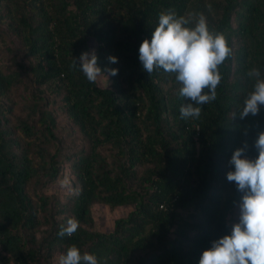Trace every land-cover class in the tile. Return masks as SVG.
I'll list each match as a JSON object with an SVG mask.
<instances>
[{
	"label": "trees",
	"instance_id": "16d2710c",
	"mask_svg": "<svg viewBox=\"0 0 264 264\" xmlns=\"http://www.w3.org/2000/svg\"><path fill=\"white\" fill-rule=\"evenodd\" d=\"M169 9L204 15L232 49L198 119L180 118L175 74L138 58ZM92 50L119 70L108 88L79 68ZM251 68L264 79V0H0V264H54L73 244L99 264H199L236 223L233 152L258 156L264 105L241 118ZM65 167L71 191L44 193ZM95 205L132 210L104 233Z\"/></svg>",
	"mask_w": 264,
	"mask_h": 264
},
{
	"label": "clouds",
	"instance_id": "9594fccd",
	"mask_svg": "<svg viewBox=\"0 0 264 264\" xmlns=\"http://www.w3.org/2000/svg\"><path fill=\"white\" fill-rule=\"evenodd\" d=\"M231 55L226 35L210 28L204 15L178 16L169 9L159 14L151 39L146 38L140 44L138 58L150 75L158 69L175 74L176 81L182 85L179 96L191 101L180 107V118L187 120L198 119L200 106L216 100L223 79L218 66ZM108 60L118 63L116 56H109ZM73 66H77L74 58ZM79 68L90 83L107 76L106 73L115 76L119 71L98 66L95 50L81 53ZM247 75L257 79L245 100L241 118L249 113L257 114L259 106L264 105V79H259L260 70L251 68ZM255 147L258 150L255 159L245 157L243 148L236 149L231 156L229 163L233 170L227 173V180L235 182L236 190L242 194L239 220L232 225L230 234L212 241L211 247L202 252L199 264H264V133L256 140ZM78 227L79 222L70 218L58 235L71 237ZM58 264H99V261L96 255L82 253L73 244L58 257Z\"/></svg>",
	"mask_w": 264,
	"mask_h": 264
},
{
	"label": "rangeland",
	"instance_id": "374dc122",
	"mask_svg": "<svg viewBox=\"0 0 264 264\" xmlns=\"http://www.w3.org/2000/svg\"><path fill=\"white\" fill-rule=\"evenodd\" d=\"M98 87L100 88H108L109 82H108V76H101L96 81ZM61 119V123L66 125V120ZM68 173L67 167H65V170L62 171V175L59 177L57 182L47 188L44 193L48 195H53L56 197H62L66 195L68 192H70V180L66 176ZM132 209L130 207H118V208H110L105 205H95L92 208V215L94 217V227L93 230L98 232H104L109 233L113 230L114 224L119 219H124L128 215V213ZM239 205H237L234 209V215L232 217L233 220L238 222L239 220ZM54 264H58V257L55 258Z\"/></svg>",
	"mask_w": 264,
	"mask_h": 264
},
{
	"label": "built area",
	"instance_id": "2783aa9c",
	"mask_svg": "<svg viewBox=\"0 0 264 264\" xmlns=\"http://www.w3.org/2000/svg\"><path fill=\"white\" fill-rule=\"evenodd\" d=\"M162 208V207H161Z\"/></svg>",
	"mask_w": 264,
	"mask_h": 264
}]
</instances>
